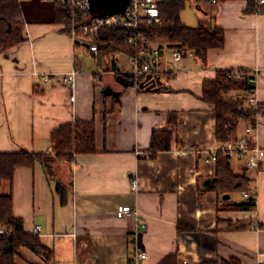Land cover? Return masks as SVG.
Returning a JSON list of instances; mask_svg holds the SVG:
<instances>
[{
	"label": "crops",
	"instance_id": "crops-1",
	"mask_svg": "<svg viewBox=\"0 0 264 264\" xmlns=\"http://www.w3.org/2000/svg\"><path fill=\"white\" fill-rule=\"evenodd\" d=\"M191 1L194 19L181 22L222 29L224 45L177 62L159 58L156 69L172 76L161 80L166 90L155 92L124 89L114 68L128 72L131 58L111 53L95 59L54 21L53 2L18 1L25 39L0 53V153L47 152L54 129L86 121L94 123L96 152L52 163V178L65 186V203L40 166L18 168L12 185H1V194L11 192L12 213L23 231L32 234L39 226L37 237L50 252L45 259L21 247L17 264H132L137 244L146 258L135 264H160L169 255H176L177 264H264V162L248 170L231 161L233 172L249 180L252 209H230L243 203L240 194L223 200L209 190L213 164L206 160L220 145L212 107L201 99L204 81L219 70L241 68L254 76L264 110V4L246 13L244 0ZM72 69L73 101L61 83V74ZM167 113L176 114V121L167 123ZM244 129L240 123L234 136ZM155 130H170L174 137L170 150L151 159ZM249 144L264 149V112ZM120 206L137 214L118 218ZM136 220L145 225L137 229L138 243L131 240Z\"/></svg>",
	"mask_w": 264,
	"mask_h": 264
},
{
	"label": "trees",
	"instance_id": "trees-1",
	"mask_svg": "<svg viewBox=\"0 0 264 264\" xmlns=\"http://www.w3.org/2000/svg\"><path fill=\"white\" fill-rule=\"evenodd\" d=\"M225 2L230 0H215ZM246 13L256 12V0H244ZM186 0H162L158 6L160 23H139V31L151 42L176 43L191 49L195 57H201L208 49L222 48L224 45V32L222 29L208 25L188 27L180 20V12L185 6ZM87 17L96 16V13H88ZM22 14L17 0H0V53L25 39L24 26L21 21ZM54 21L64 24L63 31L70 35L71 28L76 23L70 10L60 3H54ZM130 31L125 28L107 30L98 36L90 38L91 43L97 46L98 56L111 53H122L134 58L138 63L148 62V58L142 54L140 47H131L125 42ZM142 51V52H141ZM244 70V69H243ZM115 79L125 89L135 87L145 89L150 83L168 80L172 74L165 71H151L150 73L135 78L130 72H120L114 68ZM140 84L145 87L139 88ZM158 90H166L165 84L160 83ZM247 88V74L242 72L240 78H235L231 70H219L214 79L202 83L201 99L212 107L214 115V136L219 145L230 140H236L234 136L240 123H253L254 114L246 111L238 104L227 100L226 95L236 89ZM173 120V121H172ZM176 121V114L167 113L166 122ZM173 132L170 130H155L150 137L148 155L152 159L157 153L168 151L171 148ZM51 147L47 152L34 153L20 149L14 153H0V187L3 183L12 185L15 172L18 168L29 170L40 166L49 180H54V190L60 196L61 203H65L66 190L61 182L53 177L52 163L62 161L71 163L75 155L96 152L94 123L92 121L73 122L63 124L54 129L50 134ZM209 190L217 195L240 194L249 190V180L245 174H235L231 161L223 157L220 150L216 152V160L213 164V176ZM255 204L254 197L243 199L242 204H232L230 209H252ZM11 226L12 233L0 234V264H17L20 257V248L27 247L45 259L50 257V252L44 247L37 234H27L23 231L22 220L14 217L12 213V195L0 193V228ZM160 264H177L176 255L165 257ZM198 264H239L235 261H203Z\"/></svg>",
	"mask_w": 264,
	"mask_h": 264
},
{
	"label": "built area",
	"instance_id": "built-area-1",
	"mask_svg": "<svg viewBox=\"0 0 264 264\" xmlns=\"http://www.w3.org/2000/svg\"><path fill=\"white\" fill-rule=\"evenodd\" d=\"M19 1V0H17ZM53 3L64 4L71 12L72 18L76 20V23L71 28V37L75 42L84 43L87 45V50L90 55L95 59L98 56L97 46L91 43L90 38L98 36L101 32L107 30H115L117 28H125L130 31L129 35L125 38V42L131 47H140L144 50V56L148 58V62L138 63L134 58H131L133 63L131 69L128 71L135 78L142 77L156 69L157 60L165 55L177 62L184 57H192L194 52L185 46L169 43V42H151L139 31V23L143 21L147 24H157L161 22L158 16V6L162 0H129L126 10L123 13H117L105 16H92L87 17L89 12V6L87 0H46ZM215 3V0H211ZM258 10L264 4V0H256ZM235 78H240L242 72L241 68L231 69ZM246 71V70H245ZM247 74V88L236 89L230 91L226 98L228 101L238 104L240 107L254 114L255 121L253 123H246L244 134L238 137L236 140H230L225 144L219 146V148L209 155L206 160L210 164H214L216 160V152L220 150L223 157L228 160H237L241 162L248 170H258L264 162V149L251 146L249 144V136L252 135L254 128L257 124L258 117H260L264 110L258 103L255 92V80L254 76ZM76 70L72 69L69 72L61 74V83L71 91L70 100H74V90L76 86ZM43 81L47 80V75L41 76ZM136 175L134 172L130 174V189L135 191L137 189ZM242 198H248L251 196L250 190L240 193ZM137 212L129 206H120L116 211L118 218L124 216H135ZM138 228H145V225L139 220H136L135 230L131 235V240L135 243L139 241ZM39 226H34L33 234H37ZM11 226H3L0 228V234L12 233ZM146 258V254L142 251L137 244L135 254L132 257V264H135L139 260Z\"/></svg>",
	"mask_w": 264,
	"mask_h": 264
},
{
	"label": "water",
	"instance_id": "water-1",
	"mask_svg": "<svg viewBox=\"0 0 264 264\" xmlns=\"http://www.w3.org/2000/svg\"><path fill=\"white\" fill-rule=\"evenodd\" d=\"M89 6V12L93 13L94 9L98 10L96 16H105L112 15L117 13H123L129 0H87ZM160 81L150 83L148 86H144V84H140L139 88L145 87V90L155 92L158 90V86L160 85ZM229 198L228 194H223L222 199L227 200Z\"/></svg>",
	"mask_w": 264,
	"mask_h": 264
},
{
	"label": "rangeland",
	"instance_id": "rangeland-1",
	"mask_svg": "<svg viewBox=\"0 0 264 264\" xmlns=\"http://www.w3.org/2000/svg\"><path fill=\"white\" fill-rule=\"evenodd\" d=\"M191 3H192L191 0H186L184 8L181 10V12L179 14L180 20H182V21L184 20V21H186V23H190L194 19L193 11L195 10V8H194L193 5H191ZM94 13H98V10L94 9ZM107 56L110 57L111 55L109 56V54H107L105 56V58ZM232 197L234 199H237V198H239V194L238 193H234L232 195Z\"/></svg>",
	"mask_w": 264,
	"mask_h": 264
}]
</instances>
